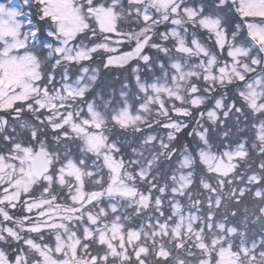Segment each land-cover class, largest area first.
Here are the masks:
<instances>
[{
  "label": "snow or ice",
  "instance_id": "6c2138e0",
  "mask_svg": "<svg viewBox=\"0 0 264 264\" xmlns=\"http://www.w3.org/2000/svg\"><path fill=\"white\" fill-rule=\"evenodd\" d=\"M0 264H264V0H0Z\"/></svg>",
  "mask_w": 264,
  "mask_h": 264
},
{
  "label": "trees",
  "instance_id": "16d2710c",
  "mask_svg": "<svg viewBox=\"0 0 264 264\" xmlns=\"http://www.w3.org/2000/svg\"><path fill=\"white\" fill-rule=\"evenodd\" d=\"M105 80L110 82L113 80V77H106ZM116 86H119L118 82H116Z\"/></svg>",
  "mask_w": 264,
  "mask_h": 264
}]
</instances>
